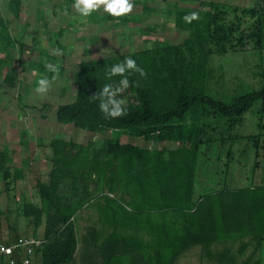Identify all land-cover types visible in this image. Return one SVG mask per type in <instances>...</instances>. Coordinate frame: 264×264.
Instances as JSON below:
<instances>
[{
  "label": "trees",
  "instance_id": "1",
  "mask_svg": "<svg viewBox=\"0 0 264 264\" xmlns=\"http://www.w3.org/2000/svg\"><path fill=\"white\" fill-rule=\"evenodd\" d=\"M65 1L75 3V0ZM132 2L134 8L140 7V13L151 10L141 0ZM257 2L256 7H244L199 0L197 10L176 5L179 8L173 11V24L184 34L180 43L162 42L150 49L78 62L73 75L74 98L57 105L55 119L60 124H73L87 131L89 136L84 142L62 136L50 139L49 170L45 179L33 185L37 200H25L18 207L33 229L43 226V244L35 250V264L72 263L77 246L74 217L80 212L90 218L94 215L95 221L90 222L87 229L94 238L100 235L98 224L110 228L102 235L103 264H178L180 257L193 246H199L201 254L211 255L210 245L226 234L261 242L264 184L253 182L235 188L225 184L217 188V185L193 198L198 148L214 140L229 143L226 164L222 162L229 164L234 155L231 147L236 141L232 130L242 124L244 114L255 103L262 102L264 106V82L259 90L239 94L230 102L205 92L211 76L210 55L240 52L249 45L260 53L264 51V6L261 0ZM4 3V12L0 10V50L5 52V57L0 58V63L3 64V80L9 87H15V77L7 62L11 59L10 48L16 43L21 48L22 41L10 35L7 15L19 18L21 0ZM66 10L70 11L68 7ZM192 12H196L199 19L186 23L183 17ZM87 18L91 22L115 19L108 13H92ZM65 30L60 27L55 40L61 51L65 50L63 40L60 41L64 39ZM38 56H44V60L29 59V69L51 78L53 73L45 69V64H55V57L45 51L38 52ZM129 57L147 76L142 78L138 73H129L131 86L118 97H127V114L115 119L105 118L99 110V101H93L91 95L105 84L117 86L122 77L108 79L107 72L111 65ZM20 96L21 93L17 98ZM211 115L225 120L230 142L225 136L211 137L208 131L212 129L208 122ZM105 132L110 133V137L95 147L93 136ZM116 132L144 143L175 142L178 146L149 149L120 142L115 137ZM25 136L22 131L21 142L27 146ZM13 152L6 145L0 149V181L4 191L15 188V183L24 178L23 166L28 165L27 157H23V165L16 166ZM260 166V162L252 160L251 170ZM3 190L0 189V198ZM155 212L162 215L161 225L156 229ZM145 222L152 241L141 242L135 248L137 224ZM155 233L160 239L156 246ZM227 254L231 255V249L216 254L217 263L225 264L223 257Z\"/></svg>",
  "mask_w": 264,
  "mask_h": 264
},
{
  "label": "rangeland",
  "instance_id": "2",
  "mask_svg": "<svg viewBox=\"0 0 264 264\" xmlns=\"http://www.w3.org/2000/svg\"><path fill=\"white\" fill-rule=\"evenodd\" d=\"M5 1L7 0H0V10L3 12ZM141 1L151 10L140 13V7L136 6L133 12L126 16L103 22H91L87 17L80 16L73 8L74 3L71 5L65 0H21L19 18L7 15L10 35L15 39H21L22 46L20 48L19 43H16L13 49L10 48L11 59L7 62L10 72L15 77V87H9L3 80V64L0 63V149L6 145L14 151L12 160L16 166L23 165V157H27L28 160L25 162L27 161L28 165L23 166L24 178L15 183L14 189L4 191L3 182L0 181V189L4 191L0 198V236L8 234L12 238L19 236L23 239L24 234L32 231L33 227L29 220L23 218L18 207L25 200L33 202L37 200V192L33 185L36 181L45 179L49 170L50 139L62 136L65 139L73 137L84 142L89 136L87 131L75 128L73 124H60L55 119L57 105L71 102L74 98L76 86L73 75L78 62L81 59L150 49L162 42L180 43L184 37L183 32L177 31L173 24V11L179 8L174 4L176 0ZM191 1L188 4L180 3V6L197 10L199 0ZM222 1L244 7H256L258 3L257 0ZM67 7L70 11L66 10ZM93 13L107 14L103 8ZM135 15L139 16L134 17ZM45 18L46 21H42ZM44 22L46 25L43 26ZM60 27L66 28L64 39H60L61 42L63 40L65 50L62 51V55H53V49H59L55 40ZM40 51L53 55L55 64L60 68L59 77L46 96L34 91L37 81L45 74L29 69L28 66V60L31 58L39 57L44 60V56H38ZM4 57L5 52L0 50V58ZM208 67L211 76L205 92L214 98L230 102L239 94L261 88L264 82V51L260 53L249 45L236 53L212 54ZM18 92L21 93L19 99ZM122 99L126 101L127 97L124 96ZM208 122L212 125V129L208 130L209 134L212 133L211 137L221 139V136L226 138L229 136L230 132H227L222 117L211 115ZM22 131L26 133L27 146L21 142ZM206 136L205 133L204 137ZM232 136L236 140L231 147L234 152L233 161L227 165L225 158L229 143L220 144L214 140L204 142L198 148L194 199L217 185H219L217 188L224 184L230 188L244 187L256 183L259 173L264 175L262 102L255 103L244 114L242 124L234 127ZM107 137H110L108 132L95 134L92 138L95 147ZM115 137H118L120 142H129L149 149H158L162 145L169 148L178 146L175 142L144 143L128 135H118L117 132ZM227 141L230 142V139L227 138ZM254 159L260 162L261 166L251 170ZM263 252L264 245L261 254ZM261 257L260 264H264V256ZM181 258L178 264L199 262L202 264L200 258H195L193 263L188 261L193 260L192 258L182 260ZM78 259L82 264L86 263ZM80 262L77 260L76 264H81Z\"/></svg>",
  "mask_w": 264,
  "mask_h": 264
},
{
  "label": "crops",
  "instance_id": "3",
  "mask_svg": "<svg viewBox=\"0 0 264 264\" xmlns=\"http://www.w3.org/2000/svg\"><path fill=\"white\" fill-rule=\"evenodd\" d=\"M206 1H215L219 2V0H206ZM191 0H176L175 5L180 6V3H191ZM221 2H224L221 0ZM257 184H264V176L262 173H259L256 178ZM112 196V195H110ZM161 218L162 215L158 212L154 213V222L155 229L157 225H161ZM74 220L76 222V237H77V246L74 253V259L71 264H76L77 260L80 262L78 258L85 261V264H103V236L110 231V228L103 227L102 225L98 224L96 227L100 231V235L97 236V239L94 238L93 234L87 233V229H90L89 223L95 221L94 215L93 217H89L86 215L85 212H80L75 215ZM138 226V245L135 247L137 248L141 242H146L148 240L152 241V237L149 235L147 229V224L139 223ZM24 234V233H23ZM43 235V226H39L37 229H32L30 233L24 234L25 237H37L41 238ZM19 236L14 238L10 237V235L0 236V242H12L15 239H18ZM160 242V239L155 236L153 238V242L156 246L157 242ZM264 245V236L261 242L258 244L254 239L251 237H233L228 236L227 234L222 237L220 240L215 241L210 245L211 255L207 252H203L201 254L199 246L191 247L188 252L183 256V258H192L193 260H188L189 262L193 263L195 258H200L202 264H218L216 258L214 257L216 254L225 252L227 249H231V255L227 254L226 257H223V261L225 259V264H260L262 263L261 254L262 248ZM181 256V257H182ZM180 257V258H181ZM181 258V260L183 259ZM36 256H33L32 262L35 264ZM81 263V262H80ZM82 264V263H81ZM200 264V262H199Z\"/></svg>",
  "mask_w": 264,
  "mask_h": 264
},
{
  "label": "clouds",
  "instance_id": "4",
  "mask_svg": "<svg viewBox=\"0 0 264 264\" xmlns=\"http://www.w3.org/2000/svg\"><path fill=\"white\" fill-rule=\"evenodd\" d=\"M73 8L75 12L82 17H88L93 12L103 8L104 12L108 13L110 16L120 18L133 12L134 3L132 0H75ZM183 19L186 23H191L193 20L199 19V17L196 12H192L189 15H185ZM52 54L62 55V51L53 49ZM45 69L53 73V75L51 78L46 75L41 76L37 81V86L34 91L41 96L47 95L52 84L59 77V65L47 63L45 64ZM132 72L138 73L142 78L147 76L145 70L139 67L136 61L130 57L125 58L123 62L111 65L107 72V78L111 79L114 76H120L122 79H120L117 86L105 84L99 92L91 95L93 101H99V110L105 118L115 119L127 114L126 101L118 97L131 86L128 74ZM25 264H27V262H25Z\"/></svg>",
  "mask_w": 264,
  "mask_h": 264
},
{
  "label": "built area",
  "instance_id": "5",
  "mask_svg": "<svg viewBox=\"0 0 264 264\" xmlns=\"http://www.w3.org/2000/svg\"><path fill=\"white\" fill-rule=\"evenodd\" d=\"M264 6V0H261ZM43 240L37 237L18 238L12 242H0V264H33L35 250L40 248ZM10 250V252H9Z\"/></svg>",
  "mask_w": 264,
  "mask_h": 264
}]
</instances>
